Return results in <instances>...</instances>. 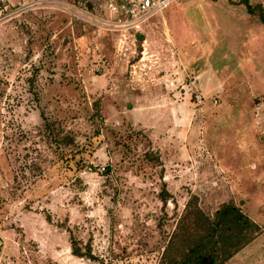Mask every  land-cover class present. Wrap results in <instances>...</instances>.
Returning <instances> with one entry per match:
<instances>
[{"label": "rangeland", "instance_id": "rangeland-1", "mask_svg": "<svg viewBox=\"0 0 264 264\" xmlns=\"http://www.w3.org/2000/svg\"><path fill=\"white\" fill-rule=\"evenodd\" d=\"M237 1L171 0L119 38L0 0V264H158L229 201L259 231L223 264H264V25Z\"/></svg>", "mask_w": 264, "mask_h": 264}, {"label": "trees", "instance_id": "trees-1", "mask_svg": "<svg viewBox=\"0 0 264 264\" xmlns=\"http://www.w3.org/2000/svg\"><path fill=\"white\" fill-rule=\"evenodd\" d=\"M249 15H256L264 25V8L260 3L251 5L247 0H238ZM140 38V35H138ZM44 130L54 142L67 146L73 143V139L62 128H54L52 122H43ZM105 172L108 167H103ZM161 200L164 202L165 198ZM187 214V211L184 215ZM191 229L184 232L183 249L176 256L169 255V241L162 250L158 264H223L237 251L249 243L259 231V226L253 222L233 202L221 203L209 217L200 208L194 207L191 211ZM71 254L76 257H84L96 260L90 253L88 246L84 250L74 240H70Z\"/></svg>", "mask_w": 264, "mask_h": 264}, {"label": "built area", "instance_id": "built-area-1", "mask_svg": "<svg viewBox=\"0 0 264 264\" xmlns=\"http://www.w3.org/2000/svg\"><path fill=\"white\" fill-rule=\"evenodd\" d=\"M52 2L55 7L73 13L90 23L125 38L150 16L161 12L171 0H38ZM90 5L87 7V5ZM95 8L96 12L90 10ZM198 97V95H196ZM1 244V241H0Z\"/></svg>", "mask_w": 264, "mask_h": 264}, {"label": "water", "instance_id": "water-1", "mask_svg": "<svg viewBox=\"0 0 264 264\" xmlns=\"http://www.w3.org/2000/svg\"><path fill=\"white\" fill-rule=\"evenodd\" d=\"M90 5L88 4L87 7H89Z\"/></svg>", "mask_w": 264, "mask_h": 264}]
</instances>
